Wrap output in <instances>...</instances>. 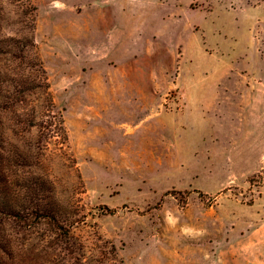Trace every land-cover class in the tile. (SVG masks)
Segmentation results:
<instances>
[{
	"label": "rangeland",
	"instance_id": "obj_1",
	"mask_svg": "<svg viewBox=\"0 0 264 264\" xmlns=\"http://www.w3.org/2000/svg\"><path fill=\"white\" fill-rule=\"evenodd\" d=\"M0 9L1 38L33 41L64 130L38 115L22 132L3 111L0 152L74 244L26 200L21 221L0 216L7 264H264V0Z\"/></svg>",
	"mask_w": 264,
	"mask_h": 264
},
{
	"label": "trees",
	"instance_id": "obj_2",
	"mask_svg": "<svg viewBox=\"0 0 264 264\" xmlns=\"http://www.w3.org/2000/svg\"><path fill=\"white\" fill-rule=\"evenodd\" d=\"M23 25L30 31L32 22L29 20L28 22H24ZM34 47L33 41L25 35H21V37L18 38L12 36L0 37V55L5 56L8 54L10 56L9 61L13 62V64L6 66V72H4L2 76L0 74V101L3 98V104L0 106V114L3 111H11V109H13L12 112L15 114L14 119H16L22 132H25L30 127L36 126L34 119H36L38 115L43 116L46 117V120L43 122L41 121L39 126L42 127L44 124V127L48 130L47 135L54 134L52 129H50L54 121L57 122V129L59 133H61V131L64 132L62 128V119L56 117L51 111L52 101L47 90L48 85L45 71L38 61ZM0 58L3 60L6 59L4 57ZM7 83H10L14 91L2 94V88L5 85L9 87ZM16 106L20 107L19 110ZM12 132L15 135L13 130ZM46 137L47 136H45V139H47ZM25 158L24 155H21L19 157V162L21 164L25 163L21 162L26 160ZM11 159H7L4 157L3 153L0 152V216H7L8 218L21 221V210L22 207H24L23 203L26 200L29 202L32 201V207L34 208L31 211L32 217L35 216V219H48L57 230L65 232L64 235L67 234L64 240L65 247L74 246V244L70 242V237L68 236V223L57 220L55 217L57 214L51 210L47 202L44 203V206L41 204L44 197L40 194L41 190L37 191L33 189L35 183H33L32 187L30 182L21 183L10 180L8 169L11 165ZM5 160L9 161V163ZM19 162H17L16 157L13 167L18 165ZM17 186L18 189L28 190V193L19 194V191L17 192ZM38 186L42 188L41 185ZM34 201L37 204H34ZM2 240L3 237L0 232V264H7L5 255H8L6 252L8 250Z\"/></svg>",
	"mask_w": 264,
	"mask_h": 264
}]
</instances>
